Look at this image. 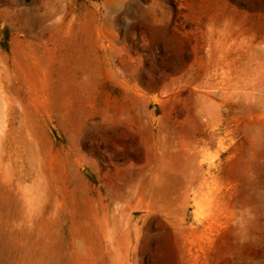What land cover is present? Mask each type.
<instances>
[{
	"label": "rangeland",
	"instance_id": "obj_1",
	"mask_svg": "<svg viewBox=\"0 0 264 264\" xmlns=\"http://www.w3.org/2000/svg\"><path fill=\"white\" fill-rule=\"evenodd\" d=\"M0 264H264V0H0Z\"/></svg>",
	"mask_w": 264,
	"mask_h": 264
}]
</instances>
